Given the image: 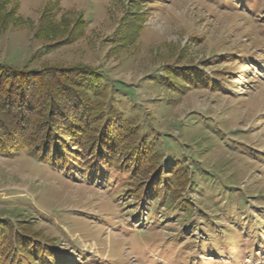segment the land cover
<instances>
[{
	"label": "rangeland",
	"instance_id": "374dc122",
	"mask_svg": "<svg viewBox=\"0 0 264 264\" xmlns=\"http://www.w3.org/2000/svg\"><path fill=\"white\" fill-rule=\"evenodd\" d=\"M3 26L2 64L98 69L165 175L0 154V220L53 264H264V0H17Z\"/></svg>",
	"mask_w": 264,
	"mask_h": 264
},
{
	"label": "trees",
	"instance_id": "16d2710c",
	"mask_svg": "<svg viewBox=\"0 0 264 264\" xmlns=\"http://www.w3.org/2000/svg\"><path fill=\"white\" fill-rule=\"evenodd\" d=\"M16 1L0 0V12ZM53 15L49 8L41 24L43 31L52 24ZM1 23L5 26L6 19ZM84 25L81 19L75 36L83 33ZM63 40L51 41L43 52L54 51ZM36 57L33 55L29 63ZM168 73L167 80L187 83L185 88L200 83L201 75L193 77L194 71V82L177 71ZM104 81L98 69L83 64L41 65L32 69L28 65L15 68L0 63V154L13 157L27 152L40 162L58 166H81L82 160L83 170L97 175L103 167L138 174L148 169L152 181L160 180L165 174L158 167V152L152 143L142 140L132 119L111 104ZM178 164H172L168 171L179 181L186 176V170L179 171ZM22 226L25 225L16 227L0 220V264H53L52 260L58 263L56 251L49 246L53 240L42 243L31 226Z\"/></svg>",
	"mask_w": 264,
	"mask_h": 264
}]
</instances>
